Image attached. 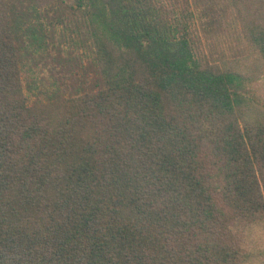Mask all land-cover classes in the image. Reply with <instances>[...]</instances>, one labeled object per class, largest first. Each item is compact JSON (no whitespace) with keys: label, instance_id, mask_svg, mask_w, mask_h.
I'll use <instances>...</instances> for the list:
<instances>
[{"label":"trees","instance_id":"trees-1","mask_svg":"<svg viewBox=\"0 0 264 264\" xmlns=\"http://www.w3.org/2000/svg\"><path fill=\"white\" fill-rule=\"evenodd\" d=\"M70 1L76 87L43 66ZM187 1L0 0V264H264V117ZM236 2L264 63V0Z\"/></svg>","mask_w":264,"mask_h":264},{"label":"rangeland","instance_id":"rangeland-1","mask_svg":"<svg viewBox=\"0 0 264 264\" xmlns=\"http://www.w3.org/2000/svg\"><path fill=\"white\" fill-rule=\"evenodd\" d=\"M168 1L175 6L180 2L184 4V0ZM187 2L189 7H185L192 10L194 19L188 12L183 16V20L191 27L190 35L200 58L206 63L216 64L248 77L251 81L246 94L253 98L250 109L254 117H264V63L249 39L247 28L248 23L250 24L249 17L254 15V10L238 4L236 0ZM70 5L71 1L68 2L70 9L63 8L61 13L51 18L54 29L58 30V35L55 36L57 48L53 49L43 66L47 70L50 69L49 73L55 75L60 83L76 87L80 85L79 81L83 77H90L94 82L97 74L88 59H81L75 53L85 52L84 43H87L91 36L86 18L79 11L72 10ZM246 16L247 20L244 19ZM61 31H66L67 41H78V47L64 51L61 47L64 43H60Z\"/></svg>","mask_w":264,"mask_h":264}]
</instances>
